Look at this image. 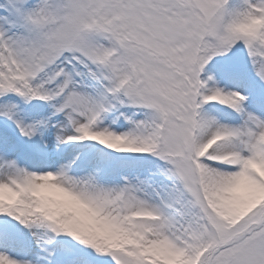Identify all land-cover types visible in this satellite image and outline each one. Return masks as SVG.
Here are the masks:
<instances>
[{
  "label": "snow or ice",
  "instance_id": "1",
  "mask_svg": "<svg viewBox=\"0 0 264 264\" xmlns=\"http://www.w3.org/2000/svg\"><path fill=\"white\" fill-rule=\"evenodd\" d=\"M0 264H264V0H0Z\"/></svg>",
  "mask_w": 264,
  "mask_h": 264
}]
</instances>
